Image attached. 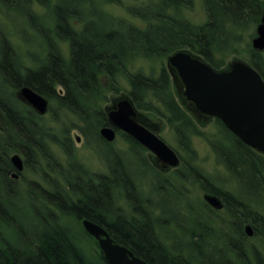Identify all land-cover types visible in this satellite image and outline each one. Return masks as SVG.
Instances as JSON below:
<instances>
[{"label":"trees","instance_id":"trees-1","mask_svg":"<svg viewBox=\"0 0 264 264\" xmlns=\"http://www.w3.org/2000/svg\"><path fill=\"white\" fill-rule=\"evenodd\" d=\"M203 3L208 19L202 25L181 16L186 5H192L191 0H159L157 4L129 8V14L144 23L141 28L116 21L103 11L110 25L100 26L85 11L74 6L65 8L62 0H0L5 13L15 7L19 12L21 7L27 8V15L20 16L18 25L22 28L17 33L24 43H29L28 31L34 32L38 49L27 52V64L0 26V264H109L98 242L85 231L84 219L101 225L116 243L148 264H216L219 257L221 264H249L238 258L232 236L225 234L217 239L200 215L194 221L198 230L187 232L180 225L182 241H177L171 233L176 222L165 220L166 209L146 196L153 192L154 182L161 185L158 191L169 188L181 196L173 179L190 180L206 194L223 195L231 216L236 218V195L213 184L195 164V137L210 144L219 164L239 187L249 180V192L264 191V159L220 120L215 121L214 138L207 137L200 127L209 122L177 100L168 67L163 66L158 76L131 70L135 62L165 61L184 50L215 69H223L224 63L215 57L225 54L221 39L228 32L247 31L259 25L264 0ZM35 5L48 11L47 15L35 11ZM111 22L120 26L115 28ZM61 43L68 46L67 56ZM247 63L264 78L263 53L250 49ZM123 81L129 89H123ZM24 87L49 101L45 116L20 100L18 93ZM118 96L130 97L140 112L165 121L173 130L180 150L187 156L176 151L183 164L174 178L155 170L149 164L147 150L121 133L128 141L130 155L140 154L154 177V182L140 180L130 173L122 154L101 136V129L110 126L107 108ZM76 131L87 147L110 151V160L105 156L108 173L92 174L79 163L72 139ZM54 148L64 153L66 164L56 156ZM17 154L24 160L23 172L12 162V156ZM26 170L34 179H24ZM192 174L196 179L191 180ZM183 207L184 202L179 204L180 213ZM187 213L193 212L188 208ZM202 225L212 235L201 234ZM238 231L234 228L233 234ZM259 231L264 235V229ZM222 240L226 243L224 253L217 246ZM195 242L204 243L202 253H193L191 244ZM210 249L216 253L213 261L206 254Z\"/></svg>","mask_w":264,"mask_h":264},{"label":"rangeland","instance_id":"rangeland-1","mask_svg":"<svg viewBox=\"0 0 264 264\" xmlns=\"http://www.w3.org/2000/svg\"><path fill=\"white\" fill-rule=\"evenodd\" d=\"M55 1L56 0H52V3H55ZM158 1L159 0H62V3L65 8H67L68 6H74L79 11H85L86 14L92 15L100 26H103L104 23L106 25H110V20L108 19V17L111 16L116 21L123 20L144 28V23L140 19L130 15L128 9L132 7H145L155 3L157 4ZM191 1L192 5H190L189 7L188 5H186L187 7L183 9V11L181 12V16L195 25H202L206 23L208 17L203 0ZM20 10L21 12H19V9L15 7L13 11H8L7 14L0 6V26L8 33L13 45L19 50L20 53L23 54L27 64H29V56H27V52H38V49L37 43L34 42V32H32L31 30L28 31V37L31 38L29 43H24L19 38L17 30L22 28V26L18 25V21L20 20V16L23 15L22 13L27 15V8L21 7ZM34 10L43 15H47L48 12L44 8L37 5L34 6ZM102 11L108 17L104 15ZM113 24L114 23H112V25ZM119 26V24L113 25V27L115 28H118ZM257 28L258 25L250 26L247 31L228 32L229 35H226V38L224 36L221 39L223 41V44H221L220 46L224 49L225 54H216L215 57L216 59L224 63V68L229 67L232 62L237 60H242L246 63L248 62L249 51L253 48L252 42L256 38ZM238 36H240L239 41L235 42ZM61 48L64 54L67 56L69 54L67 44L61 43ZM167 63L168 59L159 62H152L147 60L139 61L135 62V64L131 66V70L133 72L141 71L146 75L158 76L163 66L168 67ZM171 81L173 92L175 93V96L179 101L178 98L180 95V87L175 83L173 78ZM122 87L123 89H129L128 84L124 81L122 83ZM159 128L160 136L162 137V139L180 155H182L183 157H187L186 154L180 150L175 133L170 128V126L165 121H162V124ZM200 129L205 135H207V137H210L211 139L214 138L217 133V125L215 124V122L208 123L206 127L201 126ZM72 139L75 145L77 160L80 164H82L92 174L108 173L105 156L108 160H110V151L103 148L96 150L95 148L87 147L85 141L81 139V134L77 131L72 132ZM111 146L118 153H121L125 158L126 165L129 167V171L131 174H133L140 180L146 179L154 182V177L149 172V168H147L148 166L144 162V159H142V156L140 154H137L136 157L133 153L132 155H130V146L125 138H123L121 135L117 136L116 140L111 143ZM192 146L197 152L198 157L195 164L198 166L203 175L208 177L213 182V184L226 192L233 193L234 195H238L240 194V192L245 195L248 194V189H251V182L247 180L246 184L243 187H239L238 183L235 181V179H232L226 168L223 165L219 164L216 154L205 139L199 137L193 138ZM54 153L62 163L66 164V157L60 149L54 148ZM112 160L114 161V156H111V161ZM114 164H117V162L114 161ZM176 175L177 174H174L171 177L174 178ZM23 177L24 179H34V176L31 174V172L27 170L23 174ZM190 178L191 180H193L195 176L192 174ZM173 181H175L176 183V188L179 191H182L181 196L178 192L173 193L169 188L158 191L157 189L161 185L156 182H154L155 187L153 192H148L146 196L152 197L154 199V202L158 204V207H161V209H166L168 213L163 215V218L165 220L168 219L170 221L173 220L176 222V226H174L175 228H172L173 232L171 233H173L172 236H175V239L177 241H179L180 237L182 236V233L180 232V229L182 228L180 227V225H183V228L187 232L191 231L192 233H194L196 230H198L197 228L195 230L194 221L198 218L199 215L200 218L203 219L204 223H207L208 226L212 227L214 233L217 234V239L219 236H226L225 234L234 236L231 227L233 217L227 211H217L211 209L206 204L207 202L205 203L204 197L206 194H204L205 192L200 185H194L190 180L187 182H179L176 177L173 179ZM156 194H159L160 197H155ZM179 197H181L182 201L184 202V207L183 209H181V213L179 212V204L183 202ZM122 204L123 202L120 203V205ZM259 207L264 209V199L260 201ZM188 208L189 210H192V215L187 213ZM200 233L203 235H212L211 231H209L208 229H203ZM180 241L182 240L180 239ZM183 242L184 244H190V242L186 240H183ZM218 242L219 243L217 246L224 250L226 243H224L223 240L222 242ZM252 242L257 243V240L254 239ZM232 244L234 245L235 243L232 242ZM191 246L193 248L194 254L202 253V251L204 250V243L202 242L192 243ZM206 254L210 261H213L216 255V253L214 254L211 249L206 250ZM220 262L221 261L219 257L216 264H221Z\"/></svg>","mask_w":264,"mask_h":264},{"label":"water","instance_id":"water-1","mask_svg":"<svg viewBox=\"0 0 264 264\" xmlns=\"http://www.w3.org/2000/svg\"><path fill=\"white\" fill-rule=\"evenodd\" d=\"M252 46L257 52H264V11ZM167 64L170 72L174 71L183 84L184 97L195 106L196 110L191 112L220 120L245 145L264 154V79L254 67L237 60L228 68L218 70L187 50L171 55ZM18 96L41 116L48 113L49 101L33 89L24 87ZM107 111L110 126L101 129V136L108 143H113L117 131H122L164 165L170 168L181 165L177 152L139 122L141 112L130 97L114 99ZM12 162L19 172L24 171L21 156H14ZM204 199L216 209L222 207L214 196L206 194ZM82 224L98 242L109 264H148L127 247L116 243L101 225L89 219L83 220Z\"/></svg>","mask_w":264,"mask_h":264},{"label":"flooded vegetation","instance_id":"flooded-vegetation-1","mask_svg":"<svg viewBox=\"0 0 264 264\" xmlns=\"http://www.w3.org/2000/svg\"><path fill=\"white\" fill-rule=\"evenodd\" d=\"M171 72H172L171 79L173 78L177 82V85L180 87V92H179L180 95L178 98L179 102L181 101V103L184 104L183 107L187 108L190 112L193 110H196L195 106L184 97L183 84L181 83L179 78H177L175 72L174 71H171ZM199 117L202 119V121L204 120L209 123H213L217 120V119L210 118L208 116H204L202 114H199ZM139 122L144 127L149 129L151 132L155 133L160 138H162L160 136V128H159L160 125L162 124V121L160 119H157L156 117L150 114L141 112V115L139 117ZM121 133L123 132L117 131V136L121 135ZM252 150L254 151V153H256V156H259L264 159L263 153L253 148ZM147 158H148L149 164H151V166L155 170H157L158 172L166 176H173L174 174H177L183 164L181 160V165L178 168H170L164 165L159 160H157L156 157L149 150H147ZM256 191L257 192L255 191L248 192L247 195L240 192V194L234 197L236 218L233 219V222L235 220V223L231 224V227H232V232L234 228L239 231H238V234H234V236H232V242L235 243L234 246H236L238 258L240 259L242 258V259L249 261V264H264V235L263 233L261 234V231H259L260 229L262 230L264 229V209L259 207L260 201L264 199V191L260 192L258 189H256ZM209 195L216 197L222 204L221 205L222 207L220 209H216L207 203V205L211 209H214L217 211H227L230 214L229 207H228L229 205L226 202V200L223 198V195L222 196L216 195V194H209ZM254 239L257 240V243L252 242ZM221 251H223L224 253L225 250H221Z\"/></svg>","mask_w":264,"mask_h":264},{"label":"bare ground","instance_id":"bare-ground-1","mask_svg":"<svg viewBox=\"0 0 264 264\" xmlns=\"http://www.w3.org/2000/svg\"><path fill=\"white\" fill-rule=\"evenodd\" d=\"M81 139H82V137H81ZM17 155H19V154H17ZM16 156V155H15ZM19 156H21V155H19ZM12 157H14V156H12ZM84 220H86V219H84ZM94 222V221H93ZM248 252V251H247ZM142 259V258H141Z\"/></svg>","mask_w":264,"mask_h":264}]
</instances>
